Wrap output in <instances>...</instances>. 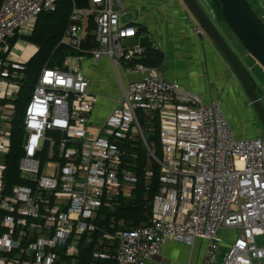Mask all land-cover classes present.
Returning a JSON list of instances; mask_svg holds the SVG:
<instances>
[{"label":"built area","instance_id":"1","mask_svg":"<svg viewBox=\"0 0 264 264\" xmlns=\"http://www.w3.org/2000/svg\"><path fill=\"white\" fill-rule=\"evenodd\" d=\"M59 1L4 0L0 9V264H66L78 255L77 244L97 229L92 221L102 208L116 209L133 197L135 147L148 156V180L157 167L161 190L149 224L107 236L118 242L117 264H147L168 241L193 247L197 239L208 241L201 264H217L223 231L236 237L221 264H264L258 242L264 236V136L235 139L218 103L205 104L141 62L147 50L140 45L124 48L138 30L123 22V0H71L56 49L73 53L43 67L21 120L20 183L7 184L16 101L27 79L16 50L28 49L31 58L39 52L24 38ZM88 57H108L123 85L113 112L97 126L90 119L97 96L82 69ZM120 71L141 79L125 84ZM148 134H158L161 155Z\"/></svg>","mask_w":264,"mask_h":264},{"label":"crops","instance_id":"2","mask_svg":"<svg viewBox=\"0 0 264 264\" xmlns=\"http://www.w3.org/2000/svg\"><path fill=\"white\" fill-rule=\"evenodd\" d=\"M202 1L203 7L215 19L213 9L216 10V8L212 1ZM123 4L128 8L126 16L131 15L128 24L134 25L139 31L137 38L127 40L134 42L135 46H137L140 45L141 38L150 37L153 42V48L148 50V52L159 53L163 56L159 67H155L159 69L163 78L176 82L186 90L197 94L205 104L218 103L232 126L235 139L243 140L264 136V126L253 109L250 99L239 82L234 69L209 38H201L199 35L202 33L200 24L183 0H123ZM217 23L219 25V22ZM217 23L215 24L217 25ZM196 29H200V32L197 33ZM221 29L225 38L228 39L227 41L235 47L238 44L236 38L232 34H227L224 27H221ZM33 45L39 49L37 45ZM233 51L237 56L234 49ZM26 52L29 53V50L27 49ZM31 59L29 57V60ZM83 63H88V66L84 68L86 73L85 71L83 72L85 77L91 82L90 92L105 96L109 102L107 114H101L98 110L96 113L97 104L91 114L92 123H96L93 119L95 117V119L100 121L97 123L99 125L113 112L116 100L122 95L123 85L108 57H104L98 62H93L88 57ZM248 63L250 64L248 69L254 76L252 78L254 81L256 78V83L260 85L258 87L256 84V86L263 91L261 96L256 89L264 106V85L262 83L264 82V72L260 69L256 70L259 67L254 59H248ZM120 74L125 84L128 81L141 79L139 75L135 74H131L127 78L122 74V71H120ZM101 102L104 103L105 101L101 100ZM160 190L161 186L158 184L156 195L160 194ZM151 219L152 214L150 221ZM235 233V231L221 232V236L226 242L222 246L217 264H221L224 261L228 248L227 242H231L236 237ZM108 235L110 234H106L103 237L106 242L104 247L106 249L103 254L112 256L118 252L119 247L115 246L113 243L115 240L108 238ZM103 240L99 243V248L105 243ZM80 241L77 244L78 251H80ZM207 246L208 241L202 239H197L193 247L183 242L171 240L164 245L161 253L149 260L147 264H201ZM97 253L101 254L100 252ZM78 256L79 254L68 260L66 264H70L69 261L71 264H78ZM95 258L97 257L95 256Z\"/></svg>","mask_w":264,"mask_h":264},{"label":"trees","instance_id":"3","mask_svg":"<svg viewBox=\"0 0 264 264\" xmlns=\"http://www.w3.org/2000/svg\"><path fill=\"white\" fill-rule=\"evenodd\" d=\"M211 1L219 13L220 18L223 19L215 1ZM3 2L4 0H0V9ZM72 6L73 3L71 0H60L55 11L44 12L39 15L33 34L24 38L27 42L37 45L39 47V52L34 55L28 63L25 71L27 79L17 96L16 104L18 116L16 117L14 124L12 151L10 155L6 157L8 169L5 180L10 186L20 183L18 165L24 154L22 150L23 129L21 120L41 71L48 62L51 66H55L60 64L65 55L73 53L64 47L56 49L60 39H62L68 28ZM14 42L16 41L14 40L11 43L14 44ZM53 55L55 56V59H53ZM162 59L163 56L161 54L147 51L146 58L142 59L141 62L152 67H159ZM247 75L254 90L256 92L258 90L262 96L263 91L258 89L260 85L254 81L252 76H249V74ZM148 139H150V141H156L157 153L158 155H161L162 148L158 142V134H148ZM130 152H133L136 155L135 159H130V162L134 163V172L138 177L134 195L131 199L122 200V204L116 209L110 210L102 208L101 212L92 221L97 229L91 233L87 232L82 236L79 244V256L77 257L78 264H117L114 259V256H116L117 253L112 255L111 257L113 258L109 260L95 258L94 255L97 252H105L106 248L104 247L106 246V242L103 240V237L106 234L115 235L117 232L124 229H132L146 225L150 221L152 214V201L158 192L160 172L157 167H155L154 178L148 180L145 173L149 166L146 151L142 147H135L130 150ZM101 240L105 243L99 248ZM113 243L118 247V242L116 240ZM69 263L71 264L70 261Z\"/></svg>","mask_w":264,"mask_h":264},{"label":"water","instance_id":"4","mask_svg":"<svg viewBox=\"0 0 264 264\" xmlns=\"http://www.w3.org/2000/svg\"><path fill=\"white\" fill-rule=\"evenodd\" d=\"M228 29L239 40L245 50L264 68V17L259 15L250 0H214ZM200 24L201 38H209L234 69L239 82L245 89L252 107L264 126V106L258 93L252 87L242 65L203 5L198 0H183ZM204 34V35H203ZM141 48L151 50L153 42L149 36L140 39Z\"/></svg>","mask_w":264,"mask_h":264},{"label":"rangeland","instance_id":"5","mask_svg":"<svg viewBox=\"0 0 264 264\" xmlns=\"http://www.w3.org/2000/svg\"><path fill=\"white\" fill-rule=\"evenodd\" d=\"M199 1V3L202 5L203 4V1L202 0H198ZM251 1V3L253 4V7L257 10V12L261 15V16H263L264 17V0H250ZM210 8H212V6H210ZM213 12H214V15H215V19H216V21L217 22H219V25H218V23L215 21V19H214V17H212V19L215 21V23H217V25L219 26V28L221 29V27H224L225 28V31L227 32V34H232L233 35V33L228 29V27H227V25H226V23H225V21L223 20V19H221L220 18V15H219V13L215 10V9H213ZM210 15H211V13H209ZM212 16V15H211ZM130 19H131V15H128V16H126L124 19H123V22L125 23V24H128L129 22H130ZM222 30V29H221ZM223 32V31H222ZM233 37L234 38H236L234 35H233ZM228 40V39H227ZM16 41V40H15ZM236 41H237V45H238V47H237V45L234 47V45H232L230 42V44H231V46H232V48L235 50V52L237 53V56H238V58H239V62H240V64L242 65V68H243V70L245 71V73H246V75L247 74H249V76L251 75L252 77H254L253 76V74H252V72L248 69V68H250L249 67V63H248V59H254V58H252V56L245 50V48L241 45V43L239 42V40L236 38ZM17 42V41H16ZM16 42H14V44L16 43ZM19 42L21 43V45H25L26 43L25 42H23L22 40H19ZM30 45V44H29ZM29 45H26L25 46V48L27 47V48H29ZM135 46V43L134 42H132V41H129V40H125L124 42H123V47L124 48H130V47H134ZM25 50V49H24ZM237 50V51H236ZM18 53H21L20 51H18V50H16ZM70 51V50H69ZM72 54V53H71ZM248 57V58H247ZM242 60H245V61H242ZM60 61V60H59ZM18 62H20V63H26L25 64V71H26V68H27V65H28V63L30 62V60H29V53L28 52H25V53H23V59L22 60H19ZM62 62V61H61ZM60 62V63H61ZM84 62V61H83ZM82 66H83V70L85 71V73H86V69H84V68H86L87 66H88V63H83L82 64ZM259 68H257L256 70H258V69H260V70H262L263 72H264V68H262L259 64L257 65ZM13 71V70H12ZM25 73V72H24ZM248 76V75H247ZM255 81H257V79L255 78ZM259 83V82H258ZM263 83V85H264V82H262ZM259 84H261V83H259ZM95 95H97L96 93H94ZM97 108H96V110H95V112L98 110L99 112H101V114H107V110H108V106H109V102H108V99H106V97L105 96H103V95H97ZM101 100L102 101H105L104 103H102L101 102ZM254 109V108H253ZM97 113V112H96ZM244 114H243V111H242V116H243ZM93 119H94V121L96 122V123H92V125L93 126H97L98 124V122H100L99 120H97V119H95V117H93ZM255 138H257V137H253V138H247V139H255ZM244 140V139H243ZM158 184H159V182H158ZM1 188H2V185H1ZM258 242H259V244L260 245H263L264 244V237H259L258 238ZM31 261H33V260H31Z\"/></svg>","mask_w":264,"mask_h":264},{"label":"bare ground","instance_id":"6","mask_svg":"<svg viewBox=\"0 0 264 264\" xmlns=\"http://www.w3.org/2000/svg\"><path fill=\"white\" fill-rule=\"evenodd\" d=\"M30 49V52L33 51V48H29ZM21 53L19 54H16V60H22L23 59V50H20ZM24 64V63H23ZM6 91V88L4 89V92ZM113 258V257H112Z\"/></svg>","mask_w":264,"mask_h":264},{"label":"flooded vegetation","instance_id":"7","mask_svg":"<svg viewBox=\"0 0 264 264\" xmlns=\"http://www.w3.org/2000/svg\"><path fill=\"white\" fill-rule=\"evenodd\" d=\"M262 100V99H261Z\"/></svg>","mask_w":264,"mask_h":264}]
</instances>
